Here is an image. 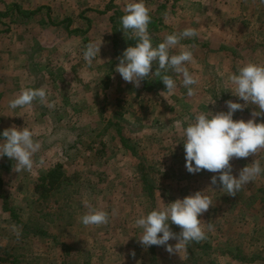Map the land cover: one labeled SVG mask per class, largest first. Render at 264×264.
<instances>
[{
	"label": "rangeland",
	"instance_id": "rangeland-1",
	"mask_svg": "<svg viewBox=\"0 0 264 264\" xmlns=\"http://www.w3.org/2000/svg\"><path fill=\"white\" fill-rule=\"evenodd\" d=\"M128 2L0 0V132L27 127L41 145L31 170L19 174L15 161L0 158V264H264V172L230 196L219 180L211 183L217 173L187 171L182 141L195 115L227 111L229 100L244 103L231 92L230 76L248 62L264 64V0H145L153 45L186 28L198 32L172 49L192 51L186 66L198 78L193 96L180 74L169 73L177 83L169 93L154 74L136 87L115 71L127 48L120 18ZM100 41V57L89 66L85 48ZM157 67L154 62L152 71ZM41 87L46 102L9 108L23 89ZM254 110L248 105L233 118L247 120ZM256 120L264 121V115ZM99 149L103 153L93 158ZM253 161L264 169V149L233 158V175ZM59 164L61 186L48 194L38 191L42 171ZM144 176L152 183L150 192ZM196 191L212 199L200 217L205 239L180 243L179 252L145 248L135 220ZM86 204L107 211L108 223L83 225ZM169 227L181 231L171 222ZM239 248L255 261L237 260L231 252Z\"/></svg>",
	"mask_w": 264,
	"mask_h": 264
},
{
	"label": "clouds",
	"instance_id": "clouds-1",
	"mask_svg": "<svg viewBox=\"0 0 264 264\" xmlns=\"http://www.w3.org/2000/svg\"><path fill=\"white\" fill-rule=\"evenodd\" d=\"M151 22L150 9L145 0H129L120 18V29L128 39L135 40L134 44L123 51L116 65L117 71L125 82L133 83L136 87L150 75L158 77L166 86L169 93L177 87L176 80L169 73L182 75V85L187 89V95L196 94L198 78L190 73L186 64L193 59L192 51L181 49L177 54L172 53L181 40L195 38L198 32L194 28H186L181 32H173L153 45L149 33ZM103 41L90 42L83 53L84 60L89 66L100 57ZM158 67L153 72V63ZM235 86L233 95L239 101H226L227 111L201 112L184 128L183 145L185 150V167L189 173L195 174L201 170L217 173L212 176L211 183L217 180L225 193L236 196L241 188L253 181L264 172L259 161H253L251 166H244L238 175H233L230 161L233 158H247L264 149V121L257 122L256 117L264 115V64L248 62L240 66L230 76ZM45 88H26L19 95L9 101L10 109H17L30 105L34 100L46 102ZM214 103V101H212ZM248 105H255L256 110L251 117L234 119V113L243 110ZM3 143L0 144V158L5 155L15 161L14 171L18 174L31 170L33 155L39 151L41 145L34 140V133L27 127H9L0 132ZM212 205L211 197L205 191H196L183 199L167 203L166 206L151 210L146 215H140L135 225L141 229L139 242L145 247L152 245L165 246L169 253L179 252V244L187 245L192 241L205 239L206 233L201 225V215ZM88 211L81 217L85 226H100L108 223L109 213L87 205ZM169 222L178 225L179 233L173 232ZM212 225H208L210 230ZM162 233V235H161ZM170 239L178 240L175 247L168 244ZM134 255V253H133Z\"/></svg>",
	"mask_w": 264,
	"mask_h": 264
},
{
	"label": "trees",
	"instance_id": "trees-1",
	"mask_svg": "<svg viewBox=\"0 0 264 264\" xmlns=\"http://www.w3.org/2000/svg\"><path fill=\"white\" fill-rule=\"evenodd\" d=\"M106 10H104V11H106ZM9 12H11V10ZM1 15L3 16L5 14H2V12H0V16ZM116 24H117V22L115 23V26H116ZM115 29H116V27H115ZM73 31L76 32V33H85L86 30H82V29L76 28ZM115 41H119V36H118L117 33H116V36L114 38V46H115V44H117V43H115ZM134 42H136V41L135 40H132V39H128L127 42H126L127 47L129 46V44H134ZM151 82L157 83L156 79L154 81H151ZM117 103H119V101ZM116 113L117 114L120 113L119 110ZM115 125L117 126V123H115ZM118 125H119V123H118ZM118 128H120V127H118ZM105 132L106 131H101L99 133V136L102 137L105 134ZM125 140L126 139H123L122 143L124 144V146L126 148H128L129 150H132L131 151V154L133 156H135V153H134L135 149L130 144H128ZM93 142H94V140H91V143H93ZM100 143H101V147L104 148L105 147V143L102 140H101ZM96 153L94 152L93 158L100 156L101 153H103V150L102 149H99V150L96 151ZM139 164H138V168H140ZM9 168L10 167H8L7 170H9ZM142 170L143 169H141L139 171H142ZM63 177H64V172H63V168L61 167L60 164L59 165H56L53 168L44 169V171H42L41 177L39 178V183L37 184L36 188L41 193L42 192L45 193V194L52 193L54 187L58 188V187L61 186V184L63 183L62 182L63 181L62 180ZM143 183L145 184L146 188L149 189L148 192H150L151 191V188H152V183L145 176L143 178ZM1 190H2V185H1V181H0V196L2 195V197H4V194H3V192ZM261 191L264 192V188ZM261 199L263 201L264 200V197L261 198ZM10 211L13 213V215H16L15 212L12 209ZM18 224H21V223H18ZM22 225H23V223H22ZM24 226H27V224H25ZM62 245L65 246L66 243H62ZM231 253L235 256V258H238L237 260H243L244 262H248V263L255 261V257H252V258L250 257L249 259L246 260V256L245 255L244 256L242 255L241 248H239L238 250H236L234 252H231ZM259 255H261V254L259 253ZM16 256L14 257V261H17ZM258 258L259 257H257L256 259H258ZM210 262H212V261H210Z\"/></svg>",
	"mask_w": 264,
	"mask_h": 264
}]
</instances>
